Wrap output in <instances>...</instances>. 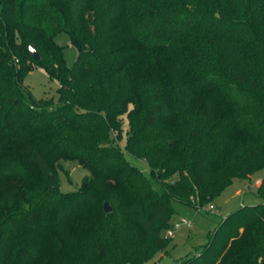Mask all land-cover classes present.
<instances>
[{
    "label": "trees",
    "instance_id": "1",
    "mask_svg": "<svg viewBox=\"0 0 264 264\" xmlns=\"http://www.w3.org/2000/svg\"><path fill=\"white\" fill-rule=\"evenodd\" d=\"M31 64L56 108L24 86ZM63 160L89 171L78 191ZM262 170L264 0H0V264H144L173 201L202 208ZM256 196L181 264H264V178Z\"/></svg>",
    "mask_w": 264,
    "mask_h": 264
},
{
    "label": "rangeland",
    "instance_id": "2",
    "mask_svg": "<svg viewBox=\"0 0 264 264\" xmlns=\"http://www.w3.org/2000/svg\"><path fill=\"white\" fill-rule=\"evenodd\" d=\"M56 41L63 47L65 61L72 68L78 57V49L70 42L67 34L61 33ZM24 78V86L37 100H53L54 108L58 103V89L60 83L51 78L46 70L34 67ZM127 137L123 136L121 144L124 147ZM128 160L139 167L143 173L150 176L148 165L141 159L127 154ZM58 173L60 190L64 193L78 191L89 171L75 161L63 160ZM264 178V170L252 176L250 181L235 179L227 186L212 202L202 208L196 209L192 205L173 201L174 212L170 219V228L181 218L190 221V225L182 226L174 231L172 236L168 235V229L163 231V237L167 238L165 247L156 252L151 259L144 264H181L187 257L194 256L215 233L218 225L229 214L235 212L241 206L254 205L260 201L257 198V182L261 183ZM154 187L158 184L151 178ZM260 183V184H261ZM240 191V192H239ZM239 192V193H238Z\"/></svg>",
    "mask_w": 264,
    "mask_h": 264
},
{
    "label": "water",
    "instance_id": "3",
    "mask_svg": "<svg viewBox=\"0 0 264 264\" xmlns=\"http://www.w3.org/2000/svg\"><path fill=\"white\" fill-rule=\"evenodd\" d=\"M30 53H31L32 59L35 62H38L41 59L40 54L34 48H32V47L30 48ZM104 208H105V211L107 213H109V212L112 211V207H111V205L108 202L105 203Z\"/></svg>",
    "mask_w": 264,
    "mask_h": 264
},
{
    "label": "built area",
    "instance_id": "4",
    "mask_svg": "<svg viewBox=\"0 0 264 264\" xmlns=\"http://www.w3.org/2000/svg\"><path fill=\"white\" fill-rule=\"evenodd\" d=\"M190 221L184 219V218H181L178 222H176L174 224V226H172V228L168 229V235L169 236H172V234L174 233L175 230L181 228L182 226H187V225H190Z\"/></svg>",
    "mask_w": 264,
    "mask_h": 264
},
{
    "label": "crops",
    "instance_id": "5",
    "mask_svg": "<svg viewBox=\"0 0 264 264\" xmlns=\"http://www.w3.org/2000/svg\"><path fill=\"white\" fill-rule=\"evenodd\" d=\"M260 183H261V180L259 179L258 182H257V185L259 186ZM239 192H240V191H239ZM239 192H238V193H239Z\"/></svg>",
    "mask_w": 264,
    "mask_h": 264
}]
</instances>
